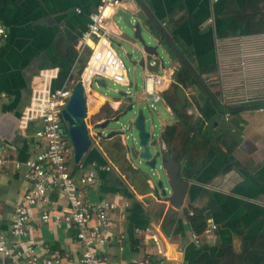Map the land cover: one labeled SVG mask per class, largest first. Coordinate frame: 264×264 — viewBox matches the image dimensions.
<instances>
[{"label": "crops", "instance_id": "crops-1", "mask_svg": "<svg viewBox=\"0 0 264 264\" xmlns=\"http://www.w3.org/2000/svg\"><path fill=\"white\" fill-rule=\"evenodd\" d=\"M100 3L0 0V23L9 33L0 45V139L4 145L0 156L25 161L38 152L33 131L24 137L18 129L30 99L31 83L41 70L53 68L60 70L56 87L80 80L91 55V49L80 43L81 37ZM142 5L177 44L221 105L244 110L223 113L211 103L201 112L204 104L200 98L192 99L194 93L188 92L191 87L184 90L190 102L188 114L205 121L206 126L214 122L218 137L215 147L206 146L200 134H190L186 143H179L178 151L186 153L184 159L171 160L180 165L181 176L190 186L182 208L175 209L157 189L158 182L138 170L124 136L100 138L95 130L131 105H151L145 92L149 71L135 74L133 67H127L121 59L128 73L127 92L115 90L120 96L113 97L98 90L88 91L95 100L88 110L92 145L75 174L95 165L110 166V171L98 173L97 184L87 190L86 196L91 201L117 204L110 214L112 226L106 231L109 242L99 252L108 264H127L145 257L156 260L163 255L183 264H264V109L244 108L264 105V0H127L107 14L114 46L123 40L124 32L132 37L135 34L124 28V14L140 15L153 34L161 36ZM165 48L172 62L158 73L172 75L175 83V73L183 65L167 45ZM115 50L118 53V48ZM122 52L132 65L134 60L128 51ZM106 82L99 86L106 87ZM165 95L172 99L171 86L164 90L163 101L154 105L161 130L155 136L152 119L151 133L167 151L162 134L178 119ZM27 187L13 167L1 177L0 228L11 243L17 241L12 235L13 214ZM52 201L59 215L69 210L61 193L53 194ZM195 209L203 211L208 225L214 224L217 229L197 234L188 219ZM41 214L37 207L31 215L35 242L61 255L66 263L77 261L82 252L77 229L54 220L43 223ZM195 234L199 235L197 239ZM39 256V264H43L45 256ZM0 264L12 262L0 257Z\"/></svg>", "mask_w": 264, "mask_h": 264}, {"label": "built area", "instance_id": "built-area-1", "mask_svg": "<svg viewBox=\"0 0 264 264\" xmlns=\"http://www.w3.org/2000/svg\"><path fill=\"white\" fill-rule=\"evenodd\" d=\"M127 0H101L92 13L88 29L81 37L83 47L91 49V55L80 80L85 88L87 110L94 105V95L98 81H112L122 86L128 84V73L120 56L114 48L107 26L109 10L121 8ZM9 33L0 23V45L7 40ZM60 78L58 68L41 70L33 79L30 87V99L19 118L18 129L24 137L34 133L37 140L33 157L20 161L11 156H0L1 177L13 167L20 172L28 183L21 201L18 203L12 220V235L17 240L11 243L0 228V257L9 259L12 264H39L40 253L45 256L43 264H108L100 247L109 242L111 228L110 214L117 209L111 201H91L87 190L95 187L100 171H110V166L95 165L86 171L75 174L76 168L82 165L74 161V147L69 138L62 133V111L72 95L73 82L67 81L64 86L54 84ZM145 92L151 108L163 101V92L172 83V75L166 72H148L145 76ZM90 131V130H89ZM74 165V168H72ZM61 193L69 203V210L59 215L53 207L52 196ZM40 207L43 223L51 220L63 222L77 229V238L82 252L77 261L66 263L64 258L51 253L49 247L34 240V227L30 225L32 211ZM193 215V212L190 213ZM217 226L210 224L205 233H211ZM197 239L199 235L195 234ZM127 264H183L167 255L153 260L145 257L142 260H130Z\"/></svg>", "mask_w": 264, "mask_h": 264}, {"label": "water", "instance_id": "water-1", "mask_svg": "<svg viewBox=\"0 0 264 264\" xmlns=\"http://www.w3.org/2000/svg\"><path fill=\"white\" fill-rule=\"evenodd\" d=\"M142 7L147 13L145 6L142 5ZM149 18L160 33V37L153 34L151 28L142 20L140 15L131 16L124 14V28L134 31L135 34L132 37L129 33L124 32L122 36L123 40L115 44L118 50H127L129 56L134 60L131 65L133 67V73L141 75L144 70L158 72L160 69H165L172 62V58L165 48V45H167L178 57L182 65L191 73L219 111L228 113L244 110L242 108L225 109L202 76L184 56L163 27L151 15H149ZM103 82L105 83L104 80L98 81V84L102 85ZM146 107L148 108L145 104L131 105L128 110L116 112L104 123L97 125V129L99 130L98 136L100 138L105 137L104 130L107 129L110 122L114 121L118 123L121 116H126L129 113L134 114V118L131 120L132 127L137 128L139 132V142H137V138L133 137L135 148L131 149L129 147L127 142L129 136L126 135L124 127L119 131L111 132L108 138L124 136L127 143L126 149L132 158L141 166L138 170L145 178L149 180L155 179L158 182L157 189L162 191L163 196L169 199L175 209H180L184 204L190 182L181 176L180 165L175 160L167 158L166 151L160 148L159 141L154 140L153 134L147 129ZM244 108L247 110L264 109V105ZM87 116L88 110L85 88L82 83H78L73 87V92L67 106L62 111L63 122L61 124L63 135L70 139L74 147V161L76 164L80 163L92 145L90 131L86 122ZM149 120L153 124V121L151 119ZM3 148V141L0 139V153H2Z\"/></svg>", "mask_w": 264, "mask_h": 264}, {"label": "trees", "instance_id": "trees-1", "mask_svg": "<svg viewBox=\"0 0 264 264\" xmlns=\"http://www.w3.org/2000/svg\"><path fill=\"white\" fill-rule=\"evenodd\" d=\"M174 79L175 83L171 85V88L174 91V95L172 96V99L168 95H165V100L170 105L172 111L177 117L178 123L173 126L167 127L162 134V139L166 144L167 158L173 159L176 157L175 159L177 161H182L186 153L179 152L178 145L181 141H184L186 143L189 140L190 134L203 135L205 145L214 147V143L216 141V138L218 137V134L217 132H215L216 127L214 122H211L208 126H206L205 121L201 119L194 120V118L188 114L190 102L184 96L185 88H192L193 85H196L200 93L199 98L204 104V108L200 109L201 112H204L207 104L212 103L209 96L199 86L191 73L183 66L180 71L175 73ZM187 165H190V163H187ZM188 219L191 226L193 227V230L197 234L200 235L205 232L208 226V221L207 216L203 213V211L195 209L193 211V215H189Z\"/></svg>", "mask_w": 264, "mask_h": 264}, {"label": "rangeland", "instance_id": "rangeland-1", "mask_svg": "<svg viewBox=\"0 0 264 264\" xmlns=\"http://www.w3.org/2000/svg\"><path fill=\"white\" fill-rule=\"evenodd\" d=\"M114 47L117 48L116 45ZM118 55L124 61L125 65H127V67H130L131 66L128 57L121 50H118ZM106 83H107V86L106 87H100L99 84H95L94 87L99 92L108 94V95L113 96V97H119L120 96L115 90H118L119 92H127V87H125V86H122L120 84L114 83L112 81H107ZM108 89H112V90H109L108 91ZM192 89L193 90H190L189 88H185L184 90H186V91L190 90V91H188L189 92V95H191L192 92L194 93L193 94V97L194 98H192V99L199 98L200 93H199V90L196 87V85H193ZM148 107L149 108L146 107V110H145V115H146V119H147V129L149 131L152 130L153 125L150 123V120L149 119H151V120L153 119L154 120V123H155V126H156L155 129H154V132H155L154 134H155V136H158V134H159V132L161 130V127H160V125H159V123L157 121V118H156V114L154 112V109L151 108L150 104H148ZM157 107H158V110L161 109V105H159ZM133 118H134V114L129 113L126 116H121L120 121L118 123H116L114 121L110 122L109 125H108V127H107V129L104 130V136L106 137L111 132L119 131L122 127H124V130H125L126 135L129 136V139L127 140L129 147L131 149L135 148L136 146H135V142L133 140V137L137 138V142H139V138H138L139 137V132H138L137 128L135 129V128L132 127L131 120ZM95 130L99 131L97 129V127L95 128ZM136 164L138 165V167H141L139 163L136 162ZM72 168H74V165H72Z\"/></svg>", "mask_w": 264, "mask_h": 264}, {"label": "bare ground", "instance_id": "bare-ground-1", "mask_svg": "<svg viewBox=\"0 0 264 264\" xmlns=\"http://www.w3.org/2000/svg\"><path fill=\"white\" fill-rule=\"evenodd\" d=\"M88 116H87V118H86V122H87V126L89 127V128H91L90 126H89V124H88Z\"/></svg>", "mask_w": 264, "mask_h": 264}]
</instances>
